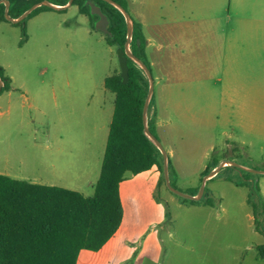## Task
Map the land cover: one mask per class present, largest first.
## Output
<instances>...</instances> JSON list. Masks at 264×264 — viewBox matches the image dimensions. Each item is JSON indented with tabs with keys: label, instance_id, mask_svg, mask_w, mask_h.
<instances>
[{
	"label": "rangeland",
	"instance_id": "374dc122",
	"mask_svg": "<svg viewBox=\"0 0 264 264\" xmlns=\"http://www.w3.org/2000/svg\"><path fill=\"white\" fill-rule=\"evenodd\" d=\"M140 1L127 0L129 15L130 5L140 6ZM147 1L146 5L155 3ZM161 1L167 15L181 12L188 4V0ZM220 2L203 5L220 11ZM226 5L224 0L223 9ZM26 28L27 39L22 42L20 27L0 24V66L13 89L0 95V174L33 182L49 176L39 151L57 135L63 136L60 147L85 149L93 162L103 154L115 99L104 80L120 72V64L118 49L108 46L105 35L93 29L89 17L79 14L75 6L64 13L43 12L30 19ZM230 30L224 19L216 29L219 33ZM193 46L192 53L185 51L168 61L174 67L170 74L161 75L151 67V106L159 102L164 86L193 87L183 94L194 103L195 122L191 114L186 121L172 114L174 124L182 129L181 137L172 136L166 143L158 137L163 150L174 152L179 160L180 176L172 181L183 193L189 192L187 188H201L203 172L215 159L229 160L243 172L228 166L204 182V199L211 194L216 197L213 208L189 210L190 203L184 208L156 198L162 203L161 214L166 215L163 228L145 223L143 235L128 243V256L116 264H264L256 250L264 237L250 219L253 204L264 208V175L249 172L264 171V31L249 28L242 41L234 36L199 38ZM54 90L62 97L57 109ZM172 94L177 99V93ZM168 127L164 123L161 129L166 133ZM90 168L89 180L71 187L86 197L94 194L89 181L96 173ZM248 174L250 181L244 187L222 181L242 180ZM166 193L165 189L162 195ZM191 213H211L212 217L209 222L193 220Z\"/></svg>",
	"mask_w": 264,
	"mask_h": 264
},
{
	"label": "trees",
	"instance_id": "16d2710c",
	"mask_svg": "<svg viewBox=\"0 0 264 264\" xmlns=\"http://www.w3.org/2000/svg\"><path fill=\"white\" fill-rule=\"evenodd\" d=\"M4 1L9 3L8 15L12 19H18L35 4L48 2L64 7L70 0H0V24L8 23L20 27L24 42L27 39L26 27L30 19L43 12L64 13L66 10L54 11L46 6L39 7L23 21L14 24L5 18ZM111 1L128 12L126 0ZM87 2L98 6L108 18V31L111 35L105 36L107 45L124 50L127 23L123 14L104 0H73L72 6L78 9L79 14L89 17L93 29L99 17L90 13ZM146 45L142 25L133 20L130 50L151 72ZM127 65L126 83H123L120 72L104 80L106 90L115 96L114 111L93 196L86 197L76 191L36 185L0 174V264H77L81 251H100L119 230L123 219L119 189L127 174L136 176L157 167L161 173L159 184L165 182L163 156L144 131L143 108L149 81L144 71L132 59L128 58ZM0 80L3 83L1 95L11 90V80L1 66ZM151 104L152 97L147 109L146 123L151 134L158 140L149 119ZM218 166L219 163L210 162L203 176L206 177ZM168 173L172 187L177 189L172 181L175 171L169 157ZM249 176L246 175L242 180L231 177L227 180L238 186H245L250 181ZM204 196L203 194L199 200H182L192 205L213 207L214 200H205ZM250 202L249 198L248 203ZM252 208L255 229L264 237V208L259 210L255 204ZM260 216L263 219L261 222ZM256 250L259 258L264 259V243L257 246Z\"/></svg>",
	"mask_w": 264,
	"mask_h": 264
},
{
	"label": "crops",
	"instance_id": "0c3cea01",
	"mask_svg": "<svg viewBox=\"0 0 264 264\" xmlns=\"http://www.w3.org/2000/svg\"><path fill=\"white\" fill-rule=\"evenodd\" d=\"M135 1L137 2L138 0ZM209 1L210 0H188V4L185 6L184 10H181V12L176 11V13H170L169 15L161 9V0H154L155 3L153 5H146L148 2L147 0H141L140 6L130 5L132 10V15H130V17L142 25L147 42V59L151 67L157 68L161 75H168L174 70L173 65L168 61L175 60L177 57H180V55H184L185 51L192 53L194 51V41L199 38H211L212 40H216L234 36L242 41L243 38L245 40L247 39L249 28L264 31V0H227V5L224 9V0H221L220 8L222 9H220V11L214 6L203 5ZM185 17L192 18V20L187 22L183 20ZM222 19L225 20L226 25L231 26L232 30H230V32L223 31L219 33L216 31L217 25ZM177 45H179L180 48H177ZM186 88L183 86L173 87L170 85L162 87L159 102L155 103L150 108L149 118L153 123L157 137L161 138L164 143L171 140L172 136L177 135L181 137L182 134L180 126L174 124L171 118L172 114L181 121L188 120L189 114H191V120L195 122V116L193 115L194 103L192 101L189 103L186 100V95L183 94L187 92L188 89H193V87L188 86ZM12 90L11 87L9 93H11ZM173 92L177 93V99L173 98ZM61 98L62 97L57 94L56 90H54L52 101L55 109L58 108ZM65 99L67 98L65 97ZM164 123H167L169 126L166 133L161 129ZM209 125L212 126V124ZM62 140L63 136L57 135L53 138L52 142L50 141L49 147L39 151L41 155L45 157L43 162H46L47 168L50 170L49 176L46 178H36L33 182L29 183L41 186L60 187L77 192V190L71 187H80V185L86 181L87 177L89 180L88 170L90 167H93V169L90 168V170L92 169L91 173H96V178L89 182L91 187L95 188V184L100 176L105 151L97 158L96 162H93L85 149L60 147L59 143ZM166 154L175 171V176L173 178L177 181L180 176L179 160L174 159L175 155L172 151H167ZM192 157H194L193 154ZM210 162H217L220 166L230 161L215 159L210 160ZM160 178L161 173L157 167H153L149 171L136 176L132 175L131 179L125 178L120 184L119 189L123 209V219L119 230L100 251H81L77 259V264H116L125 260L130 252L127 247L128 243H133L143 235V226L145 223L151 222L153 225L158 223L159 227H161V229L163 228L166 215L161 214L162 203L157 202L156 198L160 199L166 205L173 204L178 207L186 208V205L189 203H185L173 197L171 195L173 193L170 192L166 186L159 184ZM222 181L231 182L227 180V178H224ZM231 183L236 187H244L238 186L234 182ZM165 189L169 193L162 195ZM187 191L189 192L185 193L196 194V196L193 197H197L200 192V187L187 188ZM208 198L216 197L211 194ZM213 207L190 204L187 208L190 210V208L200 209ZM188 216H191L193 220L205 219L209 222L212 214L191 213ZM250 219L254 225V215L251 216Z\"/></svg>",
	"mask_w": 264,
	"mask_h": 264
},
{
	"label": "water",
	"instance_id": "95a60500",
	"mask_svg": "<svg viewBox=\"0 0 264 264\" xmlns=\"http://www.w3.org/2000/svg\"><path fill=\"white\" fill-rule=\"evenodd\" d=\"M104 1L111 4L116 9H118L123 14V16L125 17V20L127 23V38H126L125 48H124V50L121 48L118 49V59H119V64H120V76H121L123 83H126L127 79H128V65H127L128 58L132 59L137 65H139V67L144 71V73L146 74V76L148 78L149 90H148V95H147V98L145 100V104H144V108H143L144 131H145L146 135L154 142L157 149L161 152V154L163 156V174H164V178H165L166 187L168 188V190L170 192H172L173 194H175L181 198L189 199V200H199V199H201V197L204 194V190H205L204 182L206 180L212 178V177H215L220 172L221 168L231 166V167H235L237 169H241V167L238 166L237 164L231 163V162L223 163L220 166L216 167L208 176H206L204 178L203 184L200 188L199 195L197 197L190 196V195L185 194V193L175 189L174 187H172L171 182H170V178H169V173H168V156H167L166 152L163 150L160 142L151 134V132L149 131V129L147 127V123H146L147 109H148L150 99L153 95L154 81H153L152 73L150 72L148 67L141 60L136 58L130 50V41H131V37H132V33H133V20L130 17V15L128 14V12L124 8H122L120 5L114 3L111 0H104ZM72 2H73V0H70L69 3L64 7L54 6L52 4H49L48 2H41V3L33 5L29 10H27L18 19H12L8 15L9 3L7 1H4L3 3L6 5V12H5L6 20L11 22V23L17 24V23H20L21 21H23L36 8L46 6V7L53 9L54 11H63V10H66L67 8L71 7ZM87 5L90 7V13L92 15H96L99 17L98 21L94 25L95 30L99 31L100 33H102L105 36L111 35L110 32L108 31V23L109 22H108L107 16L104 15L103 12L101 11V9L98 6H96L94 3L87 2ZM2 87H3V83L0 80V92L2 90ZM249 172L264 175V171H262V172H260V171L259 172L249 171Z\"/></svg>",
	"mask_w": 264,
	"mask_h": 264
}]
</instances>
